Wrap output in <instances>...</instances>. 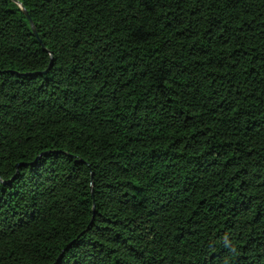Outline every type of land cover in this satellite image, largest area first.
<instances>
[{"label":"trees","instance_id":"1","mask_svg":"<svg viewBox=\"0 0 264 264\" xmlns=\"http://www.w3.org/2000/svg\"><path fill=\"white\" fill-rule=\"evenodd\" d=\"M0 264H264V0H0Z\"/></svg>","mask_w":264,"mask_h":264},{"label":"water","instance_id":"2","mask_svg":"<svg viewBox=\"0 0 264 264\" xmlns=\"http://www.w3.org/2000/svg\"><path fill=\"white\" fill-rule=\"evenodd\" d=\"M28 16V15H27ZM28 18H29V20H30V17L28 16ZM31 21V20H30ZM31 23H32V21H31ZM32 25H33V23H32ZM33 28H34V26H33ZM35 34L37 35V33H36V31H35Z\"/></svg>","mask_w":264,"mask_h":264}]
</instances>
